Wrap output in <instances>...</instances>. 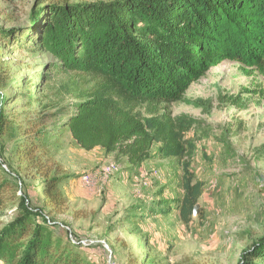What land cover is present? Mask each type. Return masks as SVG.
I'll list each match as a JSON object with an SVG mask.
<instances>
[{
  "label": "rangeland",
  "instance_id": "374dc122",
  "mask_svg": "<svg viewBox=\"0 0 264 264\" xmlns=\"http://www.w3.org/2000/svg\"><path fill=\"white\" fill-rule=\"evenodd\" d=\"M65 1L77 5L114 0ZM49 4V0H0V28L13 29L18 40L8 44L0 40L4 96L0 108L9 122L0 138L1 168L19 175L22 184H16L32 208L52 211L46 218L55 224L56 239L83 247L79 250L83 264H238L241 252L264 236L263 76L226 61L192 84L181 101L137 108L142 116L155 110L158 116L193 122L185 133L192 151L181 162L153 159L143 163L144 169H128L124 156L100 148L83 151L69 133L63 134L36 153L50 177L63 178L57 190L64 206H46L41 195L44 178L17 155L22 129L26 121L41 116L49 129L58 126L72 114V105L101 81L50 71L52 55L38 44L51 20L49 11H39ZM183 163L203 184L197 216L188 225L175 211L145 217L146 207L155 209L161 200L182 197ZM15 210L16 204H8L0 222H9Z\"/></svg>",
  "mask_w": 264,
  "mask_h": 264
},
{
  "label": "trees",
  "instance_id": "16d2710c",
  "mask_svg": "<svg viewBox=\"0 0 264 264\" xmlns=\"http://www.w3.org/2000/svg\"><path fill=\"white\" fill-rule=\"evenodd\" d=\"M49 2L39 11H49L51 20L38 44L52 55L50 71H69L101 81L85 99L72 105V114L58 126L49 129L41 116L26 121L22 129L17 155L30 161L44 178L41 195L46 206H64L57 190L63 178L50 177L36 153L63 134L69 133L83 151L100 148L107 154H119L136 169L153 159L181 162L192 151L185 133L193 122L158 116L155 110L142 116L137 108L181 101L192 84L226 61L256 70L264 78V0ZM13 35V29L0 28L2 42H17ZM2 82L0 76V88ZM0 101L4 104L2 93ZM8 125L1 107L0 138ZM155 145L158 148L151 153ZM2 151L0 146V158ZM1 167L0 218L8 204H16V210L9 222H0V264H83L79 252L83 247L56 239L55 224L46 218L52 211L46 214L32 208L16 184H22L19 175ZM179 187L181 198L161 200L155 209L146 207L145 217L175 211L188 225L203 193V184L190 173L188 163L181 165ZM238 264H264V236L241 252Z\"/></svg>",
  "mask_w": 264,
  "mask_h": 264
},
{
  "label": "crops",
  "instance_id": "0c3cea01",
  "mask_svg": "<svg viewBox=\"0 0 264 264\" xmlns=\"http://www.w3.org/2000/svg\"><path fill=\"white\" fill-rule=\"evenodd\" d=\"M147 166H146V164H142L140 167H138V169L137 170H140V169H144V168H146ZM126 168H128V169H130L131 168V166L130 165H127V167ZM130 171H128L127 173H129Z\"/></svg>",
  "mask_w": 264,
  "mask_h": 264
},
{
  "label": "water",
  "instance_id": "95a60500",
  "mask_svg": "<svg viewBox=\"0 0 264 264\" xmlns=\"http://www.w3.org/2000/svg\"><path fill=\"white\" fill-rule=\"evenodd\" d=\"M198 208H199V206L196 205V206L194 207V209H193V216H194V217L197 216Z\"/></svg>",
  "mask_w": 264,
  "mask_h": 264
},
{
  "label": "built area",
  "instance_id": "2783aa9c",
  "mask_svg": "<svg viewBox=\"0 0 264 264\" xmlns=\"http://www.w3.org/2000/svg\"><path fill=\"white\" fill-rule=\"evenodd\" d=\"M82 179H83V181H87V178H86V176H85L84 178H82ZM48 224H50V225H51L52 223H48ZM69 238H71V239H72V236L70 235V236H69ZM72 242H73V243H75V241H72Z\"/></svg>",
  "mask_w": 264,
  "mask_h": 264
}]
</instances>
